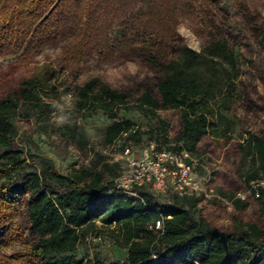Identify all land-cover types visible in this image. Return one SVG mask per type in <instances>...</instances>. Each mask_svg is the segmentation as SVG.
<instances>
[{"label": "trees", "instance_id": "trees-1", "mask_svg": "<svg viewBox=\"0 0 264 264\" xmlns=\"http://www.w3.org/2000/svg\"><path fill=\"white\" fill-rule=\"evenodd\" d=\"M179 20L198 28L199 51L184 42ZM45 47L60 49L78 110L105 113L106 142L185 150L199 175L206 156L220 159L206 184L230 208L149 186L138 188L141 199L128 197L113 181L123 160L100 152L62 171L26 133L57 131L87 150L75 123L48 120L55 70L29 59ZM92 57L121 69L89 70L82 62ZM0 60V264H119L121 255L126 264H264V192L237 197L264 165L260 0H0ZM97 221L123 251L83 260L76 252L88 233L102 232Z\"/></svg>", "mask_w": 264, "mask_h": 264}, {"label": "rangeland", "instance_id": "rangeland-1", "mask_svg": "<svg viewBox=\"0 0 264 264\" xmlns=\"http://www.w3.org/2000/svg\"><path fill=\"white\" fill-rule=\"evenodd\" d=\"M260 2L262 9H264V0H260ZM176 29L188 46L197 51L201 49L202 42L198 28L186 20H179L176 24ZM29 59L34 63L49 62L53 65L55 74L49 78V82L53 89L48 97H46V99H49L53 103V107L48 114V120L55 128L65 124L70 125L75 123L78 133L83 136L86 142L87 150L85 153L80 151L72 143L58 135L57 131L50 132L46 135L37 130L34 126L26 131L29 138H31L40 149L53 156L62 171H65V169L71 164L87 162L94 152H100L106 155L110 161L116 159L122 160L119 157V142L111 144L104 140V130L109 122L105 113L94 109L89 112L78 110L76 105L77 97L67 88L65 80L67 69L61 60L60 49L58 47H45L33 54ZM1 60L13 61L15 60V57L9 56ZM114 62L115 61L110 59L105 60L92 57L82 62V64L94 72H105L106 74L113 75L121 69L115 67V65H113ZM126 68L130 71H135L136 65L128 62ZM120 114H125V116L131 118L136 124L146 126L148 123L146 119L136 111L129 113H123L122 111ZM60 116L65 117V119L60 121ZM22 130L23 128L20 131ZM233 135L238 138L237 131H235ZM146 144L147 143L144 145ZM133 149L136 151L138 146H134ZM205 158V161L201 165L203 174H197L205 177L208 181L209 175L212 171L220 169V159L212 156H206ZM198 164L199 162L195 159V172L199 171L196 167ZM226 205L230 208V204L226 202ZM96 224L102 232L97 235L93 233L94 231L88 233L85 242L77 250L76 256L85 260L86 258H92L95 255H99L110 260L114 256L119 255V253L123 251V248L119 247L117 243L110 238L107 233L108 226L106 227L105 225H102L99 221H97ZM109 228H114V225H111Z\"/></svg>", "mask_w": 264, "mask_h": 264}, {"label": "built area", "instance_id": "built-area-1", "mask_svg": "<svg viewBox=\"0 0 264 264\" xmlns=\"http://www.w3.org/2000/svg\"><path fill=\"white\" fill-rule=\"evenodd\" d=\"M127 135L128 132L124 131L120 138L124 139ZM119 157L123 160L124 167L113 181L115 188L128 197L141 199L138 188L149 186L159 193L170 189L179 196L199 194L205 198L218 197L228 204L231 203L217 195L213 187L207 186L206 178L195 172V159H192L191 163L187 162L186 159L190 158V154L185 150L180 153L168 149L156 150L154 143L150 142L138 147L136 151L131 147H125L120 151ZM261 192H264V165L261 174L250 180L246 190L238 193L237 197L243 199L248 193L259 197ZM160 227L161 221L156 220L154 228ZM119 264H126L124 255L119 256ZM175 264H199V262L182 260Z\"/></svg>", "mask_w": 264, "mask_h": 264}, {"label": "clouds", "instance_id": "clouds-1", "mask_svg": "<svg viewBox=\"0 0 264 264\" xmlns=\"http://www.w3.org/2000/svg\"><path fill=\"white\" fill-rule=\"evenodd\" d=\"M64 119H65V117H63V116H60V117H59V120H60V121H63Z\"/></svg>", "mask_w": 264, "mask_h": 264}]
</instances>
